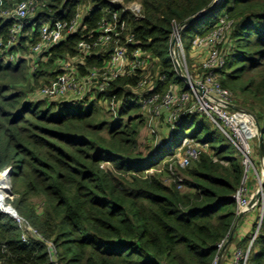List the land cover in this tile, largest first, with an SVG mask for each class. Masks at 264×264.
Wrapping results in <instances>:
<instances>
[{
	"label": "trees",
	"instance_id": "obj_1",
	"mask_svg": "<svg viewBox=\"0 0 264 264\" xmlns=\"http://www.w3.org/2000/svg\"><path fill=\"white\" fill-rule=\"evenodd\" d=\"M0 1L5 9L22 0ZM215 1L141 0L142 18L128 19L135 40L150 56L149 69L166 78L160 93L170 84L180 93L189 91L181 79L174 81V58H164L171 55L173 24L183 28ZM108 2L48 0L10 49L20 59H0V172L8 170L11 193L6 202L54 245L56 264H214L218 244L226 242L238 218L233 196L242 186L244 166L240 152L205 116H185L177 126H192L189 138L208 146L181 168L175 162L178 149L165 153L172 140L163 146L148 142L138 106L129 104L115 121L97 101L86 106L35 96L57 77L55 60L75 56L77 44L94 33ZM86 5L92 10L81 29L53 46L47 62L37 61L31 71L23 56L39 41L41 26L71 20ZM221 18L230 26L219 81L232 93L233 106L252 114L264 139V0H220L193 23L196 37L213 32ZM12 27L0 16L1 40L10 39ZM106 58L105 53L92 56L87 65L100 66ZM138 79L123 77L111 92L129 93L125 87L136 86ZM237 95L245 102L237 104ZM253 148L260 154L257 135ZM151 159L158 160L147 164ZM20 236L17 223L0 212V264H51L44 241L30 238L25 244ZM247 258L246 264H264V217Z\"/></svg>",
	"mask_w": 264,
	"mask_h": 264
},
{
	"label": "built area",
	"instance_id": "obj_2",
	"mask_svg": "<svg viewBox=\"0 0 264 264\" xmlns=\"http://www.w3.org/2000/svg\"><path fill=\"white\" fill-rule=\"evenodd\" d=\"M1 5L0 1V16L12 21L13 27L11 37L7 42L0 39V59L6 63H14L20 59L21 54L19 52L10 53V49L16 45L20 33L28 26L29 18L35 15L37 6L32 0H22L5 9H2ZM91 10L90 5L82 6L71 20H56L41 26L39 41L31 47L28 55L23 56L29 61L31 71L37 67V61L47 62L51 56L49 50L53 46L81 29L84 17ZM104 13L105 16L98 23L94 33L88 34L86 39H82L77 44L75 56L55 60L59 71L57 77L49 85L41 88L35 96L48 101L65 100L72 104L85 103L86 106L97 101V105L110 114L115 121L121 117L129 104L140 107V110L148 106L154 119L160 118L161 113L167 110V122L170 131L173 132H176L183 117L203 115L238 149L244 159L243 164L248 166L254 152L255 121L247 111L233 108L232 93L225 89L219 81V70L224 65L228 50L225 36L230 22L226 18H221L213 32L193 40L192 48H204L205 55L200 64L202 75L192 80L186 71V75L182 77L189 91L180 93L176 85L170 84L166 92L160 93L159 87L165 85L166 78L164 75L153 74L149 69L150 56L138 45L128 24L130 18L135 21L142 18L141 0H131L128 3L123 0H109L108 8ZM182 29L179 25L173 24L171 40L174 42L176 61L179 62L180 67L185 68L186 56L182 44ZM104 53L107 58L102 65H87L88 58L100 57ZM176 63L177 67L178 63ZM127 76H138L136 86L125 87L129 89V93L111 92L113 83ZM150 127L154 130L152 125ZM182 148L185 149L184 154L179 153L175 156V162L181 168L188 167L191 161L198 159L201 151L208 150L207 144L198 145L188 138L183 140ZM6 171L5 169L0 174ZM168 171L170 175H173L172 163L169 164ZM179 182L181 184L182 180L180 179ZM245 182L244 171L242 186L233 196L239 212L244 210L251 200L247 197ZM178 188L181 189L183 186L179 185ZM5 195L0 194V212L17 223L21 230V241L25 244H29L30 238L44 241L51 264H56L57 254L54 245L45 241L37 230L17 214L6 202L8 196ZM224 245L225 241L218 244L219 253ZM247 256V252L242 254L240 250L236 251L235 257L238 260L245 262Z\"/></svg>",
	"mask_w": 264,
	"mask_h": 264
},
{
	"label": "rangeland",
	"instance_id": "obj_3",
	"mask_svg": "<svg viewBox=\"0 0 264 264\" xmlns=\"http://www.w3.org/2000/svg\"><path fill=\"white\" fill-rule=\"evenodd\" d=\"M32 1L36 4L37 9L43 4H45L46 2H48V0H32ZM32 18L33 16L29 18V21ZM196 33H197V28L195 24L184 26L182 29V44H183V49H184L185 56H186V63H185V68H183L182 66L180 67L179 62L177 61L178 72L176 75L177 78H175L174 80L175 82H179L181 79V82H180L181 87L185 85L184 83H186L182 79V77L186 75V71H188V74L191 76L192 80L195 79L196 76L202 75V69H201L200 64L205 55V49L204 48H201V49L192 48V41L196 37ZM164 58L166 60H171L170 59L171 55L166 54ZM235 98L238 102L237 104H239V102H245L244 97H241L240 95H237V97L235 96ZM232 103L234 102L232 101ZM240 109L243 111H247L242 108H239L238 110ZM137 114L142 116L143 119H145L147 122V128H146L145 134H146V139L148 140L150 144H152L153 146H159V145L163 146L165 144H168L172 140V142L168 144V146L166 147V150H165L166 155H168L170 152L176 149H178L177 154L179 153L181 155L184 154L185 149L182 148V142L185 137H186L185 139L187 138L191 139L189 137L193 131L192 126L191 127H188L187 125L179 126L176 132L170 131L169 124L167 122V118H168L167 110L163 111L160 115V118L158 119L153 118L151 111H149L148 106L145 109L140 110V112L138 111ZM151 125H152V128H154V130L151 129L150 127ZM236 152H239L238 149H236ZM237 156L238 154L235 153L234 158H236ZM157 160L158 159H151L147 162V164H152L154 161L157 162ZM243 162H244V159L242 158V164ZM243 166H244L245 178H246L244 188L246 189V194H247L248 199H251L258 192L260 193V196L256 202L255 208L252 211L248 212L244 216V218H242L238 222L237 227L232 234V239L229 245L227 246L224 254L222 255V257L217 258L214 264H217V263L218 264H246V261L248 258H246L245 262L243 260L241 261V260L236 259L235 257L236 251L240 250L242 254L246 253V251H247V254L249 253L251 243L257 235V231H258L261 219L262 217H264V187H262L261 185L262 180H264V162H261V155L256 153L254 149L250 162H248V166L244 164ZM168 177L169 176L166 175L165 179L167 180ZM7 193H8V190H7ZM10 195L11 194H8V195L6 194L5 196L10 197ZM246 238H251V243H249L248 245H246V242H244Z\"/></svg>",
	"mask_w": 264,
	"mask_h": 264
},
{
	"label": "water",
	"instance_id": "obj_4",
	"mask_svg": "<svg viewBox=\"0 0 264 264\" xmlns=\"http://www.w3.org/2000/svg\"><path fill=\"white\" fill-rule=\"evenodd\" d=\"M219 3H220V0H216L215 3L213 4V6H212L207 12H205V13H203V14H201V15H198V16L194 17L193 19L187 21V22L185 23L184 26L192 25L194 22L200 20L202 17H204L206 14H208L210 11H212L213 8H214L215 6H217ZM170 49H171V58H174L175 63H176L177 61H176V58H175V55H174V42L171 43ZM176 64H177V63H176ZM179 69H180V68H179ZM180 74H181V73H180ZM229 107L232 108V106H229ZM233 108L236 109V110L239 109V108H236V107H234V106H233ZM240 110H241V109H240ZM248 113L252 116V114H251L250 112H248ZM256 135H257V138H258V149H259V151H260L261 156L264 157V139H262V133H261V130H260V128H259L258 125H256ZM4 176H5V178H7V176H8V170L4 173ZM6 183H7V179H6L5 184H6ZM6 185H7V190H8V193H7V194H11V193H10V189H9V185H8V183H7ZM261 185H262V187H264V180H262ZM259 196H260V193L258 192L257 194H255V195L251 198V200H250L248 206H247L244 210H242V211H240V212L238 213V218H237V220H236V222H235V224H234V226H233V228H232V231H231V233H230L228 239H227L226 242H225V245L223 246L221 252L219 253V257H222V255L224 254V252H225L227 246L229 245V243H230V241H231V239H232V234H233V232L235 231V229H236V227H237V224H238L239 220H240L245 214H247L248 212L252 211V210L255 208V206H256V202H257ZM217 264H218V263H217Z\"/></svg>",
	"mask_w": 264,
	"mask_h": 264
},
{
	"label": "bare ground",
	"instance_id": "obj_5",
	"mask_svg": "<svg viewBox=\"0 0 264 264\" xmlns=\"http://www.w3.org/2000/svg\"><path fill=\"white\" fill-rule=\"evenodd\" d=\"M5 179L6 178L4 174L1 173L0 174V194H3V195L7 194V187H6L7 185H5V182H6Z\"/></svg>",
	"mask_w": 264,
	"mask_h": 264
},
{
	"label": "crops",
	"instance_id": "obj_6",
	"mask_svg": "<svg viewBox=\"0 0 264 264\" xmlns=\"http://www.w3.org/2000/svg\"><path fill=\"white\" fill-rule=\"evenodd\" d=\"M245 215H246V214H245ZM245 215H244V216H245ZM244 216H243L242 218H244ZM242 218H241V219H242ZM241 219H240V220H241ZM240 220H239V221H240Z\"/></svg>",
	"mask_w": 264,
	"mask_h": 264
}]
</instances>
